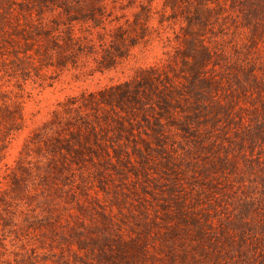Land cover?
I'll use <instances>...</instances> for the list:
<instances>
[{
    "label": "rangeland",
    "instance_id": "obj_1",
    "mask_svg": "<svg viewBox=\"0 0 264 264\" xmlns=\"http://www.w3.org/2000/svg\"><path fill=\"white\" fill-rule=\"evenodd\" d=\"M101 1L104 47L134 42L103 70L48 64L31 23L64 20L0 0V264H264V0Z\"/></svg>",
    "mask_w": 264,
    "mask_h": 264
},
{
    "label": "trees",
    "instance_id": "obj_2",
    "mask_svg": "<svg viewBox=\"0 0 264 264\" xmlns=\"http://www.w3.org/2000/svg\"><path fill=\"white\" fill-rule=\"evenodd\" d=\"M42 2L50 3L51 11L56 10L57 16L61 17L64 21V28H61L59 23L53 21L55 25H48L49 21L38 20L33 24V27L38 31V34H41L44 38L43 44L37 50L40 54L43 55L44 59H51L53 56L54 60H51L48 64H53L57 66H66L71 60L74 63L75 58L79 52L84 53H95L98 52V49L102 51L101 58L97 60V67L100 70L108 69L115 65V59L121 57L124 54V48L126 45V38H129L130 43L134 44L132 37L128 34L126 35V29L121 25H117L115 30L112 33H109L108 36H111L110 46L113 50L105 48V41L107 30H105L104 24V9L105 4L101 0L95 1L91 0L87 3V11L84 10V4L80 3V0H42ZM3 23L1 19L0 25ZM79 23V26L76 27L75 24ZM77 28V29H76ZM100 29H103L104 32H101ZM3 29H0V45L4 42L5 37L3 36ZM94 33L98 38V43L96 44L97 39H95ZM29 34H31L29 32ZM29 36V35H23ZM1 53V51H0ZM16 60H12L16 66H19L18 61L20 57L15 55ZM199 70L195 71L196 75H199ZM120 86V85H119ZM116 86L115 88H117ZM114 86L102 89L98 91L99 97L95 99V94L93 92L89 95L93 98L94 102L102 101L109 102L112 98L111 91L115 89ZM120 96H126L127 91L124 89L121 90ZM1 96V95H0ZM0 102V140H4L9 134L13 131L19 129L22 125V114L21 107L17 100L10 99H1ZM75 100V99H74ZM92 102L93 100H89ZM88 102L81 101L78 103V106H86ZM91 104V103H90ZM89 130H92L89 125H87ZM89 134V132H87ZM71 135L76 140H81V132L73 131ZM39 136V134H38ZM40 137H43L40 135ZM58 137H55L57 139ZM87 136H84V139ZM47 139V138H45ZM42 139V140H45ZM26 168V167H23ZM13 172V170H12ZM17 186H20V182L15 179Z\"/></svg>",
    "mask_w": 264,
    "mask_h": 264
}]
</instances>
